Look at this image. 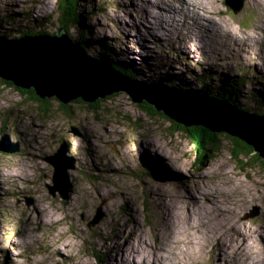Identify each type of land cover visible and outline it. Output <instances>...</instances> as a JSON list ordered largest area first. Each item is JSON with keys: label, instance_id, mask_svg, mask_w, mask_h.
Wrapping results in <instances>:
<instances>
[{"label": "rangeland", "instance_id": "obj_1", "mask_svg": "<svg viewBox=\"0 0 264 264\" xmlns=\"http://www.w3.org/2000/svg\"><path fill=\"white\" fill-rule=\"evenodd\" d=\"M195 1L213 13L205 16L201 6L193 13L189 0H85L78 30L111 46L140 80L161 76L195 89L204 70L209 77L243 75L244 90L264 93V0H242L237 12L226 0ZM60 5L0 0V19L13 13L20 31L50 33L58 28ZM26 10V16L19 13ZM37 18L47 22L38 28ZM11 25L0 31L16 35ZM14 87L0 82V140L7 137L17 148L0 151V264H184L189 255L197 264H227L231 243L245 252L251 247L243 243L263 242L253 232L264 224V166L250 155L233 156L224 136L213 156L197 164L199 154L186 135L160 115L117 102L122 96L98 104L96 112L73 101L63 108L49 98L44 114ZM241 103L254 107L250 100ZM62 140L75 165L68 169L66 198L58 189L48 191L53 167L46 157ZM208 185L215 188L213 202L201 191ZM168 208L183 216L181 223L196 220L195 225L183 231L167 218ZM192 246L194 254L180 251ZM151 247L165 256L162 262L148 260Z\"/></svg>", "mask_w": 264, "mask_h": 264}, {"label": "water", "instance_id": "obj_2", "mask_svg": "<svg viewBox=\"0 0 264 264\" xmlns=\"http://www.w3.org/2000/svg\"><path fill=\"white\" fill-rule=\"evenodd\" d=\"M237 12L242 0H226ZM129 77L109 61L88 54L60 25L53 34L38 33L17 38L0 35V79L22 89H32L40 98H55L61 104L82 103L98 111L107 99L131 104L148 115H160L171 129L187 137L189 129L200 126L213 136L211 141L227 140L264 166V114L238 109L226 100L205 93L183 91L162 83H148ZM123 107V106H122ZM173 127V128H172ZM72 132L78 134L72 127ZM7 137L0 140V151L17 150ZM67 142L62 140L46 160L53 167L52 185L48 191L66 198L70 188L68 169L75 168L73 159L66 156ZM243 155V154H242ZM251 216V215H250ZM100 219V214L95 221Z\"/></svg>", "mask_w": 264, "mask_h": 264}, {"label": "trees", "instance_id": "obj_3", "mask_svg": "<svg viewBox=\"0 0 264 264\" xmlns=\"http://www.w3.org/2000/svg\"><path fill=\"white\" fill-rule=\"evenodd\" d=\"M58 1L61 2V5L57 6L56 8L57 10L55 12L57 13L56 19L58 21V27L60 25H63L66 33L68 35H71V30H76V28L78 30L79 24L81 23V21L83 23L84 19L86 18L84 14V1L85 0H58ZM28 12L29 10H26L24 12H19V13L21 15L26 16ZM91 13L92 12L90 11V14ZM53 17H54V13L51 12L48 18L51 19ZM1 18L2 19H0V29H1V26H4L6 24H12L10 26V29L17 31L18 33L16 35L15 34L7 35L9 33L6 32L7 34H5L0 31V35H6L8 37L17 38L23 35H35V34L40 33L39 31L33 32L31 30L29 31L21 30L20 31L21 25L15 23L16 17L14 16L13 13L6 18L5 17H1ZM37 21L40 23L37 26L38 28H41V24H44L47 22L43 19H38ZM85 31L78 30V34L77 32H75L77 36L73 37L72 39L78 42L84 48L85 51H87L88 48L96 51L95 53L96 58H101L103 60L109 61V63L112 66L116 67L119 71H121L122 73L126 74L127 76L131 78L136 77L135 75L132 74L133 68L130 66L131 64L129 61L126 62L124 60H120L114 57L116 52L113 50L111 46L106 44L101 39L94 40V41L90 40L86 33L87 31L86 32ZM55 32H56V29H54L53 31H50V33L48 31L47 32L43 31L42 33L53 34ZM89 43H91V45ZM88 45H90V47ZM204 73L205 71L203 70L202 74ZM202 74L198 77L199 87H196L195 89L186 87L184 84H181L179 87L173 86L172 85L173 80H170L169 78H167L163 82V80L161 79V76L157 78L149 79L148 83H158V82L162 84L167 83L169 87H172L174 89L190 91V92L205 93L209 96H213L221 100H226L229 103L235 105L238 109H243L244 111L253 112L256 114H264V93L257 92L256 94L252 92L251 90H249V88L244 90V86L245 84H247V80L245 79L243 75L230 76V75H224V74H219V75L211 74L209 77L207 75H202ZM162 78L164 79L165 77H162ZM0 82H2L3 84H7L8 86H13L11 82H6L1 79H0ZM14 88L25 95L28 94L29 98L36 101L40 105V110L42 113L45 114L48 111L49 99L47 98L42 99L38 97L32 89H22V88L20 89L18 87H14ZM241 100L246 101V102L247 100H250V102L254 104V107L250 108L249 106L244 105L243 103H241ZM255 105H257V107ZM60 106L63 108H66L67 105L60 103ZM3 120H4V126H5L6 122L9 121V119L5 118ZM189 131L190 133H188L189 135L188 138L192 142L194 149L197 150L199 154V160L197 164H203L207 159L213 156V153L215 152V150H217L220 144L217 142L214 143V141H211L210 138H212L213 135L209 133L206 129L200 126H196L193 129H189ZM231 151H232L233 156L235 157L238 154L245 155L243 153L244 151L242 152L241 150L237 148H232ZM151 169L153 170L154 167L152 166ZM95 254H96L95 256L98 259H101L100 254L98 252Z\"/></svg>", "mask_w": 264, "mask_h": 264}, {"label": "bare ground", "instance_id": "obj_4", "mask_svg": "<svg viewBox=\"0 0 264 264\" xmlns=\"http://www.w3.org/2000/svg\"><path fill=\"white\" fill-rule=\"evenodd\" d=\"M190 2H191V5L193 6V8H195L196 7V9L194 10V11H192L193 13H196V11H200V10H202L201 8H199L198 6H201V7H203V8H207V10H206V12L204 11V10H202L203 11V13H204V15L206 16H210L208 13L210 12H212L213 13V11H211L212 10V8L210 7V6H208L207 5V7H206V5H205V3H204V5H202V4H200V3H196V1L195 0H189ZM188 2V1H187ZM198 2V1H197ZM212 6V5H211ZM43 7V8H42ZM213 7V6H212ZM40 9H39V13L40 12H43V11H45V5L43 4L41 7H39ZM215 10V9H214ZM207 11H209L208 13H207ZM192 12L190 13V14H192ZM219 17V16H218ZM220 22V21H219ZM227 24V23H226ZM262 25V24H261ZM230 26V25H229ZM232 27V26H231ZM230 27V28H231ZM257 27V26H256ZM260 27V26H259ZM259 27H257V28H259ZM233 31V33H234V29L233 28H231V32ZM240 31V30H239ZM239 31H238V33H239ZM231 32H229V33H231ZM244 32V31H243ZM250 33H251V31H250ZM247 35H249V34H247ZM173 165V164H172ZM166 167V166H165ZM170 168V167H169ZM177 169V168H176ZM181 178V177H180ZM228 179V178H227ZM232 179V178H231ZM230 182V181H229ZM232 184H234V182L232 183ZM231 184V185H232ZM175 185V184H174ZM216 185V184H215ZM201 188H203L202 186H201ZM198 190H200V189H198ZM212 190H215V188L213 187V186H206V187H204L203 188V190H201V191H204L205 192V194H204V200L205 199H208L210 202H213L214 201V196L216 195V193H214V191H212ZM197 191V190H196ZM263 191V190H262ZM195 194H197V193H195ZM264 195V194H263ZM202 196V195H201ZM197 197V196H196ZM173 198V197H172ZM182 198V197H181ZM199 198V200L197 201V204L199 203V202H201V203H203V201H201V199L202 198H200V197H198ZM238 199V198H237ZM245 199V198H244ZM247 200V199H246ZM168 201V200H167ZM244 201V200H243ZM170 202V201H169ZM196 202V201H195ZM187 203V202H186ZM200 204V203H199ZM161 205V204H160ZM171 205V204H170ZM189 205V204H188ZM165 206H167V205H165ZM190 206V205H189ZM197 206V205H196ZM203 206H205V202L203 203V205H201V208L203 207ZM189 208V207H188ZM176 210V209H175ZM193 211V210H192ZM183 218V216L181 215L180 217H179V214H178V212H172L169 208H168V210H167V218H169V219H175L174 220V222L176 221V222H178V223H180L181 224V227L183 228L182 230L183 231H185V228H187V226H191V224H194L195 222L194 221H196V220H194L193 222L192 221H190L189 219H187L185 222V224H184V222L183 223H181L182 221V218ZM185 217V216H184ZM181 218V219H180ZM184 219V218H183ZM192 219V218H191ZM207 220V219H206ZM206 220H205V222H206ZM218 220V219H217ZM171 221V220H170ZM200 221V220H199ZM219 221V220H218ZM168 222V221H167ZM173 222V224H175ZM219 223V222H218ZM208 224V223H207ZM195 225V224H194ZM180 226V225H179ZM258 226V225H257ZM171 228V227H170ZM169 228V229H170ZM178 228V227H177ZM189 229V228H188ZM197 229V228H196ZM207 229V228H206ZM250 230V229H249ZM171 231V230H170ZM170 231H169V234H170ZM188 231V230H187ZM194 232V231H193ZM180 233V232H179ZM190 233V232H189ZM195 233V232H194ZM254 233H255V235H257V234H261L262 236H263V242H261V243H259V244H257L256 242H254V243H252V245H251V243L249 244V243H243L244 245H245V247H246V249H250V247H251V250H249V251H242V246L239 244V243H236V245L234 246V244H232L231 243V250H230V254H229V256H228V258H226L225 259V263H227V264H255V263H264V224H263V222H262V224L261 225H259L258 226V228H256L255 227V230H254V232H253V235H254ZM162 234V233H161ZM163 235H164V233H163ZM167 235V234H166ZM192 235V234H191ZM195 235V234H194ZM194 235H192V236H194ZM197 235V234H196ZM206 235V234H205ZM249 235V234H248ZM142 236V235H141ZM169 236V235H168ZM223 236H225V235H223ZM128 237V236H127ZM160 237V236H159ZM243 237V236H242ZM254 237V236H253ZM247 238V237H246ZM126 239H128V238H126ZM141 239V238H140ZM161 239V238H160ZM192 238H191V236L189 237V239H188V241L189 240H191ZM194 239V238H193ZM197 239V238H196ZM168 240V239H167ZM200 240V239H199ZM223 241H226V242H230V240H232V238H223L222 239ZM246 240V239H245ZM130 241V240H129ZM140 241V240H139ZM163 241V240H162ZM196 241H198V240H196ZM195 241V242H196ZM164 242V241H163ZM171 242H173V240L171 239ZM247 242H249V241H247ZM180 243V242H179ZM193 243V242H192ZM191 243V244H192ZM163 244V243H162ZM166 244V243H165ZM176 244V243H175ZM186 244V243H185ZM190 244V245H191ZM197 244H199V243H197ZM164 245V244H163ZM168 245V244H167ZM187 245H188V243H187ZM189 245V246H190ZM196 245V244H195ZM195 245H194V247H195ZM165 246V245H164ZM163 246V247H164ZM200 246V245H199ZM201 247V246H200ZM175 249V248H174ZM156 249H154L153 247H151V250L148 252V256H149V261H158V262H162L164 259L163 258H165V256H163L160 252H158V253H156L157 251H155ZM191 250H192V252H193V254H194V248H193V246L190 248V249H188L187 247L186 248H183V249H181L180 251L182 252V253H190L191 252ZM135 251H136V249H135ZM170 251V250H169ZM179 251V250H178ZM196 251V250H195ZM198 252V251H197ZM168 253V252H167ZM170 253V252H169ZM173 253V252H172ZM191 254V253H190ZM198 254V253H197ZM201 256V255H200ZM174 257V256H173ZM172 257V258H173ZM189 258L188 259H186L185 260V262H184V264H197L198 263V261H197V259H196V257L194 256V255H189L188 256ZM168 261V260H167ZM171 261V260H170ZM168 263H170V262H168ZM164 264V263H163ZM165 264H167V263H165ZM218 264H224V263H221V262H219Z\"/></svg>", "mask_w": 264, "mask_h": 264}]
</instances>
